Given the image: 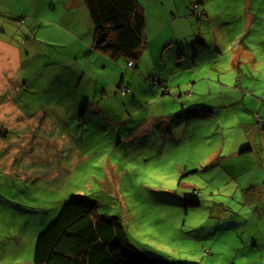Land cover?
I'll return each instance as SVG.
<instances>
[{
  "label": "rangeland",
  "instance_id": "obj_1",
  "mask_svg": "<svg viewBox=\"0 0 264 264\" xmlns=\"http://www.w3.org/2000/svg\"><path fill=\"white\" fill-rule=\"evenodd\" d=\"M134 1L132 68L93 50L82 0L75 18L66 0H4L22 84L0 106V264H32L70 196L150 259L264 264V0Z\"/></svg>",
  "mask_w": 264,
  "mask_h": 264
},
{
  "label": "trees",
  "instance_id": "obj_2",
  "mask_svg": "<svg viewBox=\"0 0 264 264\" xmlns=\"http://www.w3.org/2000/svg\"><path fill=\"white\" fill-rule=\"evenodd\" d=\"M82 1L93 26V50L109 58L125 55L129 58L127 66L133 68L145 28L143 15L135 1ZM239 43L244 47L242 39ZM191 109L188 111L197 112V109ZM250 151V147H243L232 156L241 157ZM32 264L182 263H162L144 256L128 241L118 218L100 216L94 201L70 196L56 217L37 235Z\"/></svg>",
  "mask_w": 264,
  "mask_h": 264
},
{
  "label": "crops",
  "instance_id": "obj_3",
  "mask_svg": "<svg viewBox=\"0 0 264 264\" xmlns=\"http://www.w3.org/2000/svg\"><path fill=\"white\" fill-rule=\"evenodd\" d=\"M72 1L73 0H66L64 6H66L67 15H71L73 18H75V12H74L75 10H73L74 8L72 5ZM3 2L4 0H0V14L3 13L2 11L5 10ZM242 48L243 47H241V49ZM244 49L245 48H243L242 50ZM21 70H22L21 49H19V47L16 44H13L12 42H8L7 40H4L2 39V37H0V106H3V104H6V106H10V102L9 103L6 102L5 98L8 96L9 90L17 89L16 85L18 86L19 84L20 86L22 84L16 81V73H20ZM18 96H20L19 93H18ZM190 109L191 108H188L186 110H190ZM190 113L191 112H189V116L185 115L188 120L196 118L195 113H193L192 116L190 115ZM150 119H153V118H150ZM151 121L152 120H149V119L142 121L140 124L137 125L136 127L137 131L131 133V135L135 136L138 133L142 134L143 136L147 135V133H149L151 130L150 129ZM148 122L149 124H147ZM250 144H251V141L248 142L247 145H245L244 147H250L252 150V147L250 146Z\"/></svg>",
  "mask_w": 264,
  "mask_h": 264
},
{
  "label": "built area",
  "instance_id": "obj_4",
  "mask_svg": "<svg viewBox=\"0 0 264 264\" xmlns=\"http://www.w3.org/2000/svg\"><path fill=\"white\" fill-rule=\"evenodd\" d=\"M131 65V64H130ZM125 93H126V91H127V89L126 88H121ZM256 119H259V117L258 116H256Z\"/></svg>",
  "mask_w": 264,
  "mask_h": 264
},
{
  "label": "clouds",
  "instance_id": "obj_5",
  "mask_svg": "<svg viewBox=\"0 0 264 264\" xmlns=\"http://www.w3.org/2000/svg\"><path fill=\"white\" fill-rule=\"evenodd\" d=\"M121 88H123V87H121Z\"/></svg>",
  "mask_w": 264,
  "mask_h": 264
}]
</instances>
